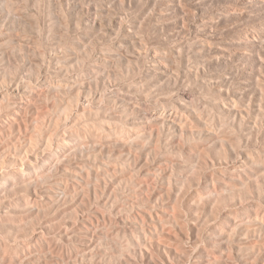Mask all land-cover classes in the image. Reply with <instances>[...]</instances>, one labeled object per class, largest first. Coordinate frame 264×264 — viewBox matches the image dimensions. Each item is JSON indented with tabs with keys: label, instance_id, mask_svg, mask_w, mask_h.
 Wrapping results in <instances>:
<instances>
[{
	"label": "rangeland",
	"instance_id": "374dc122",
	"mask_svg": "<svg viewBox=\"0 0 264 264\" xmlns=\"http://www.w3.org/2000/svg\"><path fill=\"white\" fill-rule=\"evenodd\" d=\"M0 264H264V0H0Z\"/></svg>",
	"mask_w": 264,
	"mask_h": 264
}]
</instances>
